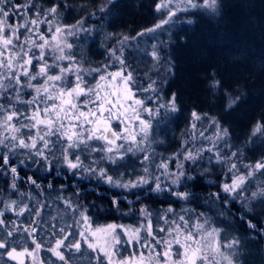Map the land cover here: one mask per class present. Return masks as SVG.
Returning a JSON list of instances; mask_svg holds the SVG:
<instances>
[{
    "label": "snow or ice",
    "instance_id": "1",
    "mask_svg": "<svg viewBox=\"0 0 264 264\" xmlns=\"http://www.w3.org/2000/svg\"><path fill=\"white\" fill-rule=\"evenodd\" d=\"M116 4L117 0H107L97 11L104 14L109 6ZM199 8L216 13L218 2L157 0L155 11L164 12V17L137 33V37L147 35L155 39L153 34L173 23L178 12ZM74 10L67 0H0V175L10 177L9 198L0 199V261L24 264L22 258H27L30 264H55L40 255L46 251L62 264H71V257L65 253L84 256L86 248L89 264H236V253L231 250L239 241L222 243L221 229L205 213L189 209L176 213L169 207L158 216L159 226L154 227L152 213L145 206L139 209L140 223L136 226L94 225L86 206L62 194L55 199L40 200L31 193L19 191L17 181L21 169L35 168L50 173L54 165L63 163L73 176L86 175L110 188L129 191L147 186L149 193L167 191L176 200L191 202L189 191H179L181 187L187 188L188 181L196 179L188 173L185 163L195 166L203 151H208L214 152V157L209 158L210 164L214 159L217 165H227L224 173L227 179L217 185L220 192L211 194L212 203L227 204L238 199L242 203L255 200L264 203V183L248 192L250 178L257 172L264 175V158L253 165H243L247 171L241 172L235 162L241 152L231 151L229 130L215 118L211 121L216 128L212 148L193 152L185 147L183 153L152 164L154 153L149 154L148 144L153 121L160 116L161 109L179 111L176 94L161 103L160 82L151 80L146 73L145 86L128 64L124 49L137 37L117 38L116 34H109L106 38H116L117 46L108 47V61L98 67H92L86 58L78 56L77 41L81 33L91 35L96 31L86 26V22L97 18V14L92 12L73 24L64 23V13ZM80 10L85 9L81 6ZM163 47H167L163 41L152 45L150 55L156 64L162 59ZM209 87L215 95L221 82L213 78ZM223 96L225 110L236 107L241 99L226 90ZM153 104L155 107L150 106ZM191 116L193 131L195 121L207 118V114L202 117L195 111ZM258 133H264V124L260 122L254 126L251 136ZM200 136L204 133L200 132ZM221 142L229 149L227 154L222 152ZM93 153L100 154L99 160L93 159L86 165L85 160ZM137 153L141 154L143 174L135 179L124 180L125 173L116 178L109 175V168L99 166L105 161L122 166L120 161ZM170 164L175 165L174 171L169 168ZM151 168L159 170V175H154ZM25 182L42 191L31 176ZM48 188L52 189V185ZM64 188L61 185V193ZM11 194L21 199H12ZM122 198V195L113 196V207L118 209ZM25 199L34 203L30 206ZM57 202L63 205L64 213H71L72 223L61 224L64 215L59 207L54 209L56 215L52 214ZM9 212L15 217L27 214L30 220L25 226L8 217ZM248 226L256 227L251 222ZM20 232L30 239L31 246L21 245L17 238Z\"/></svg>",
    "mask_w": 264,
    "mask_h": 264
},
{
    "label": "trees",
    "instance_id": "2",
    "mask_svg": "<svg viewBox=\"0 0 264 264\" xmlns=\"http://www.w3.org/2000/svg\"><path fill=\"white\" fill-rule=\"evenodd\" d=\"M67 3L75 10L64 13L66 24H73L77 19L88 17L92 12L97 14V18L87 19L86 22V26L94 27L96 31L91 35L81 33L76 49L78 56L86 58L92 67L106 63L108 47L117 46L116 38H106L109 34H116L117 38L137 37V33L152 27L165 15L164 12L155 11L157 0H117L116 6H109V10L104 14L97 10L102 4L107 3V0H67ZM81 6L84 7V11L80 10ZM218 8L217 13H210L209 9L204 8L194 9L196 13L178 12L173 23L153 34L155 39L147 35L137 37L125 46L127 62L135 69V74L141 78L144 85L148 83L146 73L151 80L160 82L163 97L161 103L166 102L173 93L176 94L179 111L172 113L161 109L160 116L153 121L148 144L149 154L154 153L152 164H158L162 159L166 161L174 154L183 153L185 147L193 152L212 148L216 133L212 118L229 130L228 143L231 145V151L240 150V159L235 162L240 166L241 172L247 171L243 165H253L264 158V133L251 136L258 122L264 124V0H219ZM199 13L204 15L196 20ZM101 16L102 18H99ZM172 28L177 29V32L173 33ZM161 41L165 42L167 47L160 49L162 59L156 64L150 53L152 45H159ZM250 56L254 60L255 58L260 60L259 63L252 66L247 59L243 61ZM213 78L221 82V88L215 95L209 87ZM224 88L227 92L241 97L233 109L225 110ZM216 103L220 106L219 111L215 107ZM150 106L155 107L154 104ZM193 111L202 117L207 114V118L195 121V131L191 128ZM180 116L184 117L185 123L182 127L176 126L174 143L165 148L159 143V137L163 129L168 128ZM200 132L204 133L203 137L200 136ZM220 147L224 154L229 152L223 142ZM99 156L97 153L91 154L88 160H85V164H90L93 159L99 160ZM210 157H214V152L203 151L202 158L195 166L191 162L185 163L188 173L196 176V179L188 181L187 188L181 187L179 191H189L191 202L176 200L167 191L149 193L147 186L129 191L110 188L108 184L86 175L73 176L63 163L54 165L50 173L36 171L35 168L21 169L17 185L20 192L31 193L40 200L48 197L55 199L58 194H62L73 202L83 204L88 208V215L94 225L115 223L136 226L140 223L139 209L145 206L152 213L154 227L159 226L158 216L163 215L169 207L175 209L176 213H180L182 209H189L194 213L202 212L209 217L215 227L223 229L226 233L234 232L236 238L245 239L246 236H250L256 239L252 241L253 246L246 240L242 242L241 254L237 257L240 260L238 264H256V259L259 264H264V203L259 200L242 203L239 199L227 204L216 201L215 204L222 208L220 211L223 215H213L203 206L207 199L214 200L211 194L220 192L217 185H222L227 179L224 174L227 172V165H217L214 159L210 164ZM140 159L141 154L137 153L120 161L119 164L122 166L110 165L106 161L101 162L99 166L109 168V175L116 178L125 173L124 180L135 179L137 175L143 174ZM169 168L174 171L175 165L170 164ZM150 170L154 175H159V170L155 168ZM28 176L37 180L42 191L25 182ZM9 179L10 177L0 175V199L9 198ZM261 183H264V175L257 172L250 178L248 192L255 191ZM49 184L52 185V189L48 188ZM61 185L65 186L62 193ZM116 195L124 197L120 200L118 209L112 205V198ZM223 195L221 193L222 197ZM11 198L21 199L15 194H11ZM24 202L30 203V206L34 203L27 199ZM57 207L64 215L61 224L72 223L71 213H64L60 202L53 205L52 214L56 215L54 209ZM48 211L45 210V215ZM6 215L25 226L30 220L27 214L15 217L9 212ZM249 222L256 227L250 228ZM17 238L21 245L31 246L30 239L23 232L18 233ZM40 238H44L43 234ZM240 245L241 239L238 247ZM258 252L260 258L257 256ZM87 253L88 250L85 248L84 256L72 252L65 254L71 257V264H89ZM40 255L46 261L52 260L55 264H62L49 252H41ZM22 259L24 264H30L29 259ZM0 264L3 262L0 261ZM7 264L16 262L8 261Z\"/></svg>",
    "mask_w": 264,
    "mask_h": 264
},
{
    "label": "rangeland",
    "instance_id": "3",
    "mask_svg": "<svg viewBox=\"0 0 264 264\" xmlns=\"http://www.w3.org/2000/svg\"><path fill=\"white\" fill-rule=\"evenodd\" d=\"M219 0H217V2H218ZM219 9V8H218ZM219 10H217V12H218ZM187 12H191V13H196V11H193V10H189V11H187ZM216 12V13H217ZM210 13H213L211 10H210ZM202 15H204V14H202V13H199V15L195 18L196 20H198L199 19V17L200 16H202ZM190 19H191V17H190ZM244 27V26H243ZM174 28H172V30H173ZM171 30V31H172ZM177 30V29H176ZM176 30H173V33H176L177 31ZM256 38H259V37H256ZM234 42L232 41V44H233ZM232 44H230V45H232ZM248 60V61H250L251 63H252V66L253 65H255V63L256 64H258L259 63V61L260 60H256V58H255V60H254V58L252 57V56H250V57H246V58H244L243 59V61L244 60ZM236 62V61H235ZM234 64H236V63H234ZM241 64H243L242 62H241ZM264 64V63H263ZM244 66L246 67V65L244 64ZM249 67V66H248ZM247 68V67H246ZM250 68V67H249ZM248 69V68H247ZM225 91V88H224V90H223V92ZM215 107L216 108H218V107H220V106H218V104L216 103L215 104ZM219 109L220 108H218V111H219ZM184 123H185V119H184V117L183 116H180V117H178V118H176L175 120H174V122L170 125V126H168V128L166 127V128H164L163 129V131H162V133H161V135H160V137H159V143H161L165 148H168L172 143H174L173 142V140H174V136L176 135V126L177 127H179V126H181L182 127V125H184ZM166 130V131H165ZM156 140H158V138L156 137ZM155 141V140H154ZM203 206H205V208H206V210L208 211V212H210V213H212L213 215H219L220 213H221V211L220 210H222V208L220 207V206H217L215 203H212V200H211V198H209V199H207V203L206 204H204ZM235 233L233 232V234H229L228 232L226 233L225 231H223V229H221V235H220V240H221V242L222 243H225V242H229V241H232L233 239H235V240H238L239 241V244H240V239H241V245H240V247H238V245L236 246V248H234V249H232L231 251H233V252H235L236 253V264H238V263H240V260L239 259H237V257H239L240 256V254H241V249H242V242L243 241H247L248 243H249V245L251 244L252 246H253V243H252V241H256V239H254L253 237H250V236H246L247 238H245V239H243V238H240L238 235H237V237H239V238H236L235 236ZM251 242V243H250ZM256 249V248H255ZM225 251L227 252V251H229V250H227V249H225ZM258 258H260L261 256H260V253L258 252ZM238 262V263H237ZM256 264H259L258 263V261H257V259H256Z\"/></svg>",
    "mask_w": 264,
    "mask_h": 264
}]
</instances>
